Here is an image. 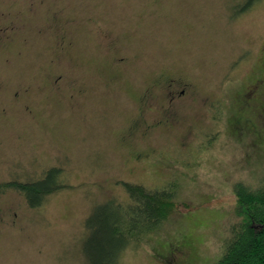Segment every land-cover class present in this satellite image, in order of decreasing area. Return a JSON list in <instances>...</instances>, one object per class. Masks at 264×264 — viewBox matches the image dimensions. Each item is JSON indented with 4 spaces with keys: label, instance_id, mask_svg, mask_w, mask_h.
Returning a JSON list of instances; mask_svg holds the SVG:
<instances>
[{
    "label": "rangeland",
    "instance_id": "374dc122",
    "mask_svg": "<svg viewBox=\"0 0 264 264\" xmlns=\"http://www.w3.org/2000/svg\"><path fill=\"white\" fill-rule=\"evenodd\" d=\"M166 77L194 94L167 105ZM53 168L38 208L2 190ZM262 179L264 0H0V264H87L85 221L126 182L175 204L120 264H212Z\"/></svg>",
    "mask_w": 264,
    "mask_h": 264
},
{
    "label": "trees",
    "instance_id": "16d2710c",
    "mask_svg": "<svg viewBox=\"0 0 264 264\" xmlns=\"http://www.w3.org/2000/svg\"><path fill=\"white\" fill-rule=\"evenodd\" d=\"M60 172L53 168L37 180L4 184L2 190H17L31 208H38L64 188ZM260 181L257 185L242 182L235 186L240 220L224 240L222 255L212 264H264V179ZM123 188L125 201L99 204L85 221L82 252L87 264H120L127 248L156 234L170 218L175 204L172 188L152 189L128 182Z\"/></svg>",
    "mask_w": 264,
    "mask_h": 264
},
{
    "label": "flooded vegetation",
    "instance_id": "af4514ba",
    "mask_svg": "<svg viewBox=\"0 0 264 264\" xmlns=\"http://www.w3.org/2000/svg\"><path fill=\"white\" fill-rule=\"evenodd\" d=\"M154 87L158 90V88L161 91L162 98L164 102L167 103V105H173L174 103L180 102V100L187 98L194 94V85L191 82H186L184 80H181L179 78L174 77H166L163 78L159 83L155 84ZM158 95L153 92V89L150 88L147 90V94L145 95L146 101L150 98L154 99ZM153 104L150 103L149 105H146V109L148 111L152 110ZM170 120H168V117H165V119H160L156 124L154 125H148L146 122L145 129L147 130L146 133L150 132L151 130H154L156 128H159L161 125H168L170 124ZM176 256V255H175ZM177 258V257H176ZM177 260V259H176ZM179 263V259L177 260ZM177 262L172 261V264H179Z\"/></svg>",
    "mask_w": 264,
    "mask_h": 264
}]
</instances>
